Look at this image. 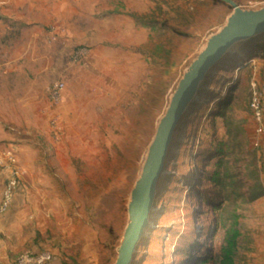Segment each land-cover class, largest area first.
<instances>
[{"label":"rangeland","instance_id":"1","mask_svg":"<svg viewBox=\"0 0 264 264\" xmlns=\"http://www.w3.org/2000/svg\"><path fill=\"white\" fill-rule=\"evenodd\" d=\"M234 1L245 10L264 6ZM57 6L40 38L24 45L15 27L10 41H0V56L25 53L21 75L0 76L1 192L11 170L18 176L0 214V264L43 249L77 264H116L158 127L233 8L222 0ZM244 41L213 66L185 112L132 264H212L225 245V206L238 216L233 264H264V140L253 147L248 109L251 82L264 90V35ZM56 81L65 88L53 103L48 88ZM26 97L31 103L19 106ZM220 159L234 190L209 179ZM255 186L260 195L251 200Z\"/></svg>","mask_w":264,"mask_h":264},{"label":"water","instance_id":"2","mask_svg":"<svg viewBox=\"0 0 264 264\" xmlns=\"http://www.w3.org/2000/svg\"><path fill=\"white\" fill-rule=\"evenodd\" d=\"M222 1L229 4L235 14L229 16L225 26L209 39L199 58L182 80L166 116L158 127L142 177L133 194L129 208L130 223L125 231L116 264H132L138 245L148 234L151 225L149 212L158 194L159 180L163 179L160 194L165 176L169 174V158L174 151L173 142L180 122L194 95L198 93V88L200 89L213 66L218 63L217 57L224 46L231 39L244 35L264 34V9L245 10L234 0Z\"/></svg>","mask_w":264,"mask_h":264},{"label":"crops","instance_id":"3","mask_svg":"<svg viewBox=\"0 0 264 264\" xmlns=\"http://www.w3.org/2000/svg\"><path fill=\"white\" fill-rule=\"evenodd\" d=\"M58 0H0V41L8 42V35L14 34L13 29H21L24 33V45L42 35L43 26L48 22L49 14L57 9ZM24 51H17L0 56V76H19L23 68L19 62L23 59ZM23 101V100H20ZM31 103V98L21 102L19 106L26 107ZM0 183V193H1ZM76 255V254H75ZM77 264L74 256H61L52 258L49 264Z\"/></svg>","mask_w":264,"mask_h":264},{"label":"built area","instance_id":"4","mask_svg":"<svg viewBox=\"0 0 264 264\" xmlns=\"http://www.w3.org/2000/svg\"><path fill=\"white\" fill-rule=\"evenodd\" d=\"M77 55L78 52H77ZM74 57V56H73ZM250 97L248 109L253 123L255 138L252 141L253 147H259L264 140V90H261L255 82L250 84ZM65 84L63 81H56L48 88L49 98L53 103H58L63 97ZM18 176L15 171H10L7 181L2 189L0 197V214L5 213L11 206L18 186ZM52 260L50 250L25 251L20 253L14 260V264H48Z\"/></svg>","mask_w":264,"mask_h":264},{"label":"trees","instance_id":"5","mask_svg":"<svg viewBox=\"0 0 264 264\" xmlns=\"http://www.w3.org/2000/svg\"><path fill=\"white\" fill-rule=\"evenodd\" d=\"M224 107L226 108V106ZM225 108L222 109L218 113V115L220 116L225 115L224 112ZM209 179L215 186H219L221 190H225V189L234 190L236 187L234 178L227 172L224 161L222 159L217 160L215 162V169L211 172ZM259 195H260L259 186H255L250 193L251 200L257 198ZM223 208H224L223 212L221 213L219 218L221 220V226L223 228L227 226L224 237L225 245L222 246L218 254H216L215 257L211 259L213 261L212 264H233L232 262V258L234 254L233 249L237 245V238L239 236L237 214L228 213V207L226 206ZM224 212H227V215L224 216L223 215L225 214ZM207 261L208 259L204 260L200 264H204Z\"/></svg>","mask_w":264,"mask_h":264},{"label":"bare ground","instance_id":"6","mask_svg":"<svg viewBox=\"0 0 264 264\" xmlns=\"http://www.w3.org/2000/svg\"><path fill=\"white\" fill-rule=\"evenodd\" d=\"M261 9H264V6L263 7H261V8H259V10H261ZM235 14V11H232V13L230 14V17L232 16V15H234ZM264 35V34H263ZM259 36H262V35H251V36H249V35H244V36H242L241 38H238V39H231L230 41H229V43L228 44H226L225 46H224V49H223V51L221 52V54L217 57V61H219L222 57H224L226 54H230V53H233V51H235V50H237V45L240 43V46L242 45H244V44H246L247 42H245L244 40H246L247 38H249V37H259ZM242 40V41H241ZM198 90H199V88H198ZM196 95H197V93L194 95V99L196 98ZM193 99V100H194ZM161 178H162V176H161ZM163 179H160L159 180V183H158V194H157V196L155 197V200H154V204H153V206H152V208H151V210H150V212H149V219L151 220L152 219V217H153V215H154V213H155V211H156V208H157V199H158V196H159V191H160V189H161V181H162ZM129 223H130V218H129Z\"/></svg>","mask_w":264,"mask_h":264}]
</instances>
